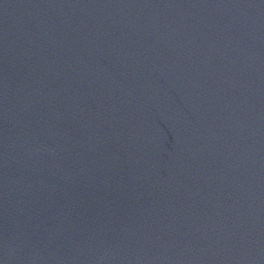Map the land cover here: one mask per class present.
Wrapping results in <instances>:
<instances>
[{"label": "water", "instance_id": "1", "mask_svg": "<svg viewBox=\"0 0 264 264\" xmlns=\"http://www.w3.org/2000/svg\"><path fill=\"white\" fill-rule=\"evenodd\" d=\"M0 264H264V0H0Z\"/></svg>", "mask_w": 264, "mask_h": 264}]
</instances>
